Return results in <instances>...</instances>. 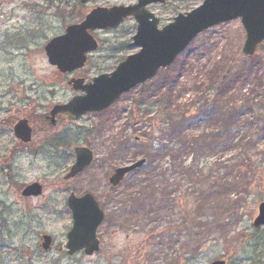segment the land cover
Instances as JSON below:
<instances>
[{
	"label": "rangeland",
	"instance_id": "rangeland-1",
	"mask_svg": "<svg viewBox=\"0 0 264 264\" xmlns=\"http://www.w3.org/2000/svg\"><path fill=\"white\" fill-rule=\"evenodd\" d=\"M135 1L0 0V264H264V228L252 224L264 200V43L245 56L239 19L198 34L109 109L55 126L41 121L76 94L67 84L74 73L48 63L45 42L94 6ZM201 2L149 8L161 27ZM135 30L132 19L96 30L99 47L77 76L108 73L136 52ZM20 118L34 132L26 145L12 131ZM61 137L68 143L51 144ZM74 146L91 149L93 160L64 180ZM141 157L145 164L108 184L113 169ZM34 181L42 194L21 196ZM70 191L90 192L105 212L92 256L64 250ZM42 233L53 238L49 252L41 251Z\"/></svg>",
	"mask_w": 264,
	"mask_h": 264
},
{
	"label": "water",
	"instance_id": "water-1",
	"mask_svg": "<svg viewBox=\"0 0 264 264\" xmlns=\"http://www.w3.org/2000/svg\"><path fill=\"white\" fill-rule=\"evenodd\" d=\"M166 0H139L131 5H113L111 7L97 6L92 8L84 18L75 24L68 25L63 34L52 37L45 45L44 51L48 62L62 72H71L80 68L86 61V54L97 48V42L90 33L95 29L114 28L125 17L133 16L137 23V31L132 37L141 49L127 55L110 73L93 77L83 84L82 78L71 79L74 90L83 92L75 95L67 103L56 104L50 111V123L54 124L55 115L64 113L77 118L86 112L97 113L114 103L122 93L133 86L152 78L161 67L168 66L175 57L201 31L222 21L240 17L246 38L242 51L246 55L256 52L258 45L264 40V0H203L194 9L178 13L167 25L157 28L158 19L145 9L151 2ZM26 119H20L14 124V135L27 142L31 137V128ZM76 158L65 178L74 176L92 160V153L86 147L74 148ZM144 158L136 160L127 166L116 168L109 181L116 185L125 173L143 164ZM41 187L33 182L22 191V195H38ZM67 203L72 211L73 224L67 233L66 250L73 254L81 249L87 255L93 254L99 247L96 237V226L102 219L103 213L91 194L81 197L73 193L67 196ZM258 215L254 218V226L264 225V201L258 206ZM41 245L44 250L50 248L51 238L42 236ZM215 260L211 264H224Z\"/></svg>",
	"mask_w": 264,
	"mask_h": 264
},
{
	"label": "flooded vegetation",
	"instance_id": "flooded-vegetation-1",
	"mask_svg": "<svg viewBox=\"0 0 264 264\" xmlns=\"http://www.w3.org/2000/svg\"><path fill=\"white\" fill-rule=\"evenodd\" d=\"M77 72H78V71L75 72L76 75H77ZM49 109H50V107H49L48 110L42 115L41 121H42L43 124H45V123L48 122L47 115H48ZM60 117H64V116L61 115V114H59V115H58V119H59ZM32 130H33V128H32ZM33 133H34V132H33ZM113 187H114V186H113Z\"/></svg>",
	"mask_w": 264,
	"mask_h": 264
},
{
	"label": "bare ground",
	"instance_id": "bare-ground-1",
	"mask_svg": "<svg viewBox=\"0 0 264 264\" xmlns=\"http://www.w3.org/2000/svg\"><path fill=\"white\" fill-rule=\"evenodd\" d=\"M221 201V200H220ZM212 206V204H210V206H209V203L207 204V208L209 207H211ZM48 236L52 239V236L50 235V234H48Z\"/></svg>",
	"mask_w": 264,
	"mask_h": 264
},
{
	"label": "trees",
	"instance_id": "trees-1",
	"mask_svg": "<svg viewBox=\"0 0 264 264\" xmlns=\"http://www.w3.org/2000/svg\"><path fill=\"white\" fill-rule=\"evenodd\" d=\"M188 175H191V173H189Z\"/></svg>",
	"mask_w": 264,
	"mask_h": 264
}]
</instances>
